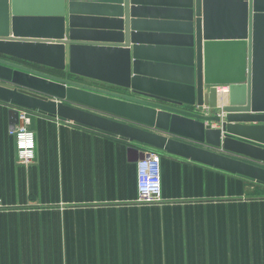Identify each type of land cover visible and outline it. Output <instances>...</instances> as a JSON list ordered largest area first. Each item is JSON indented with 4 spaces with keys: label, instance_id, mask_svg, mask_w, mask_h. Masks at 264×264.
I'll list each match as a JSON object with an SVG mask.
<instances>
[{
    "label": "water",
    "instance_id": "obj_1",
    "mask_svg": "<svg viewBox=\"0 0 264 264\" xmlns=\"http://www.w3.org/2000/svg\"><path fill=\"white\" fill-rule=\"evenodd\" d=\"M0 99L264 183L171 138L264 165V0H0Z\"/></svg>",
    "mask_w": 264,
    "mask_h": 264
},
{
    "label": "crops",
    "instance_id": "obj_2",
    "mask_svg": "<svg viewBox=\"0 0 264 264\" xmlns=\"http://www.w3.org/2000/svg\"><path fill=\"white\" fill-rule=\"evenodd\" d=\"M14 107L0 99V264H264L263 182L159 150L163 202L140 203L138 160L156 148L35 110L36 160L19 164Z\"/></svg>",
    "mask_w": 264,
    "mask_h": 264
},
{
    "label": "built area",
    "instance_id": "obj_3",
    "mask_svg": "<svg viewBox=\"0 0 264 264\" xmlns=\"http://www.w3.org/2000/svg\"><path fill=\"white\" fill-rule=\"evenodd\" d=\"M228 92L227 86H218L220 100ZM17 119L11 133L16 140V158L19 164L29 165L36 160V133L31 128L32 109L15 106ZM138 201L146 204L163 202L162 153L157 149L148 150L138 160Z\"/></svg>",
    "mask_w": 264,
    "mask_h": 264
},
{
    "label": "rangeland",
    "instance_id": "obj_4",
    "mask_svg": "<svg viewBox=\"0 0 264 264\" xmlns=\"http://www.w3.org/2000/svg\"><path fill=\"white\" fill-rule=\"evenodd\" d=\"M62 73L65 74V72H62ZM77 80H79V81H81V82H88V83H90L91 85H94V86H97V85H99V84H102V83H100V82L93 81V80H89V79H86V78H79V79H77ZM102 86H104V85L102 84Z\"/></svg>",
    "mask_w": 264,
    "mask_h": 264
}]
</instances>
